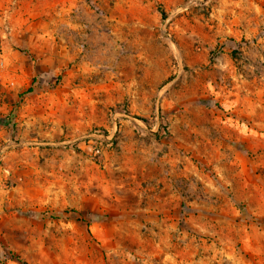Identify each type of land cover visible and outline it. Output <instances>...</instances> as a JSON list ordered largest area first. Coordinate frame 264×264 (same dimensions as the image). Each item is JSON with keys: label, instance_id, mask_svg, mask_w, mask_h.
I'll list each match as a JSON object with an SVG mask.
<instances>
[{"label": "rangeland", "instance_id": "rangeland-1", "mask_svg": "<svg viewBox=\"0 0 264 264\" xmlns=\"http://www.w3.org/2000/svg\"><path fill=\"white\" fill-rule=\"evenodd\" d=\"M34 5L0 30V264H264V0Z\"/></svg>", "mask_w": 264, "mask_h": 264}, {"label": "crops", "instance_id": "crops-1", "mask_svg": "<svg viewBox=\"0 0 264 264\" xmlns=\"http://www.w3.org/2000/svg\"><path fill=\"white\" fill-rule=\"evenodd\" d=\"M34 4L35 0H0V30H2L1 32L6 36L5 41L7 43L14 41L11 33L26 35L31 32L28 28L33 23V12L35 11ZM3 25H5V27H3ZM36 35L40 36L38 33H36ZM32 38L34 39V36H32ZM10 52L11 53L8 52V59H11V57L19 58V56H16V52ZM3 54L4 52H2V55ZM16 72L22 74L23 70L19 68ZM4 106L6 105H2V108Z\"/></svg>", "mask_w": 264, "mask_h": 264}, {"label": "trees", "instance_id": "trees-1", "mask_svg": "<svg viewBox=\"0 0 264 264\" xmlns=\"http://www.w3.org/2000/svg\"><path fill=\"white\" fill-rule=\"evenodd\" d=\"M27 91H28V93H29V92H31L30 88H28V90H27ZM7 119L9 120V118H7ZM64 213H66V214H67V213H75V212H74V211H72V210H69V211H67V212H64Z\"/></svg>", "mask_w": 264, "mask_h": 264}, {"label": "built area", "instance_id": "built-area-1", "mask_svg": "<svg viewBox=\"0 0 264 264\" xmlns=\"http://www.w3.org/2000/svg\"><path fill=\"white\" fill-rule=\"evenodd\" d=\"M2 67V59H1V48H0V69Z\"/></svg>", "mask_w": 264, "mask_h": 264}]
</instances>
